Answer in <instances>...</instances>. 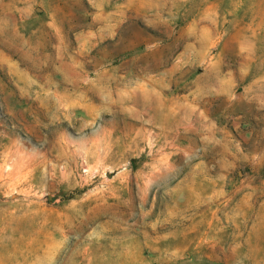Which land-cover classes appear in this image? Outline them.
Returning a JSON list of instances; mask_svg holds the SVG:
<instances>
[{"label":"rangeland","instance_id":"obj_1","mask_svg":"<svg viewBox=\"0 0 264 264\" xmlns=\"http://www.w3.org/2000/svg\"><path fill=\"white\" fill-rule=\"evenodd\" d=\"M0 264H264V0H0Z\"/></svg>","mask_w":264,"mask_h":264}]
</instances>
